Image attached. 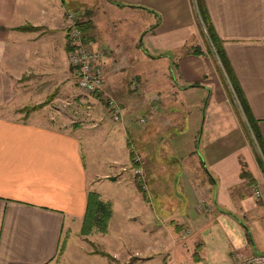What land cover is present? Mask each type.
<instances>
[{
    "label": "crops",
    "instance_id": "obj_1",
    "mask_svg": "<svg viewBox=\"0 0 264 264\" xmlns=\"http://www.w3.org/2000/svg\"><path fill=\"white\" fill-rule=\"evenodd\" d=\"M203 4L264 145V0ZM74 10L84 36L117 55L104 58V91L122 116L105 108L66 128L0 112V264H78L81 249L90 257L94 244L109 257L124 253L123 264H243V256L264 254V159L197 0H0V111L52 97L37 109L46 119L56 113L53 102L72 92L65 14ZM125 40L140 50L131 63ZM196 46L199 53L189 52ZM96 128L112 153L107 161L95 156L89 171L82 144L100 140ZM159 149L181 164L171 186L155 181L152 193L126 191L135 187L131 152L144 179ZM90 191L111 202L107 233L97 241V230L80 234Z\"/></svg>",
    "mask_w": 264,
    "mask_h": 264
},
{
    "label": "rangeland",
    "instance_id": "obj_2",
    "mask_svg": "<svg viewBox=\"0 0 264 264\" xmlns=\"http://www.w3.org/2000/svg\"><path fill=\"white\" fill-rule=\"evenodd\" d=\"M137 17L138 16H136L135 19H137ZM133 18H134L133 16H129V20L133 19ZM131 34L132 33H127V35H131ZM140 37H141V35H139L137 38L138 42L140 40ZM84 39H85V42L87 44H90L92 47H96L98 49L104 50L105 56L108 55L109 57L111 56V58H114V59L117 58V55H115L112 51L109 53V50H107L108 48L106 49L101 45H99L100 47L94 46L91 43V41H89L87 36L86 37L84 36ZM124 42L128 46H130V48L127 49V54H128V56L133 57V59H130V63H131L132 61H134V59H137L136 54L140 55V50L138 48H136V49L133 48L131 46L129 40H125ZM112 61L114 62V60H112ZM72 77H73L74 83H76L75 77L73 74H72ZM133 78L135 79L137 77L131 76V79H133ZM73 86H74V88H72V92L68 95H65V96H67L66 99H62V100H58L56 102H53V105H54L53 109L56 111V113L47 115L46 119H42L43 117L40 118L42 113L39 110H37L36 112L32 111V112L26 114V112H18L19 108L17 109V108H14L11 106V107H4L3 110H1L0 112L4 115H7V116H22L23 118H28L30 116V118L33 120L38 119V120H42L46 124H49V125L54 126V127H66V128H68V127L74 128L75 126L86 124L88 122L87 118H89L90 113L93 111H100L101 114L105 113V108L107 109V106H106V97H107L106 94L107 93L105 91L92 93V94L87 95V94H84L81 91H79L75 85H73ZM66 100H68V101H66ZM51 101H52V97H51V99L48 100L47 104H51L52 103ZM29 104H31V103H29ZM108 118H109V115H106L105 119H108ZM147 126L149 127V125H147ZM152 126L153 125H151V127ZM94 132H95V134L102 136L100 138V140L99 141H93V143L87 144V145L82 144L85 164L88 168L87 170H89V171H90V162L95 156H97L98 159H102L103 161H107L108 160L107 158H109L107 155V152L112 153V150H109L111 148V145H110L108 139L103 136L105 133L104 129L96 128V130H94ZM183 137L187 138V135L184 133ZM164 142H165L164 143V146H165L164 151L167 152L168 151V145H167L166 141H164ZM132 144H133L134 148H136L138 150V152H142V150L139 148L138 143L135 140H132ZM132 144L128 143V148H130V146H132ZM113 145H116V144H113ZM187 145H189V142L187 143ZM124 146L126 147V145H124ZM147 146L149 148H151L149 144ZM118 150H119V152H122L123 149L118 148ZM157 154L159 157L151 156V158H150V160L152 159L151 162L153 163V165H156V166L153 167V169L149 168L150 171L146 167L147 171H146V176L144 179L137 177L133 172V175H135V182H134L135 187L127 186L126 191L127 190L131 191V194H133L134 193L133 189H135V190L139 191L141 193V195H146V194H149L150 192L152 193L153 191L151 189L153 188V186H154L153 183L155 181L156 182L162 181L163 187L165 189H168L169 186H171V181H174L173 177H174L175 173L178 171V169L180 168L181 164L178 162H173V158H172L173 156L171 154H169V152L167 154H165L163 152V150L159 149ZM184 161H186V160L184 159ZM187 165H189V162H187ZM153 170H156V171H153ZM178 172L176 173V175H178ZM89 173H91V172H89ZM113 179H111V180H113ZM108 181H110V180L108 179ZM108 181L106 183L110 184ZM143 186H146V188H144ZM126 199H127V201H129L127 194L124 195L123 201H126ZM119 200H120V198H119ZM164 200L167 201L169 199H164ZM172 200L175 201V199H172ZM160 202H163V199L160 200ZM154 204L157 205L156 200H154ZM117 207H118V209H116V211H115L116 214L117 215L123 214L125 209L122 208L121 205H117ZM139 218L140 217L134 211V213H132L131 219H132V221L135 222V226L140 225ZM132 221H130V222L132 223ZM79 226H80V223L75 222L73 225L72 232L78 230ZM94 230H96V229H94ZM110 232H111V234H113L112 231H110ZM106 233H107V231L105 233H101V232L97 231L94 235L91 236V238H93L94 241H97L98 238L105 237L103 235H105ZM119 234H120V232H119ZM83 236H87V235H83ZM73 237L75 240V236H73ZM112 238H113V236H110V239H112ZM94 245L95 246H93V247L91 246V248L87 247L88 250H90L89 252H91L90 257L84 255L87 253L85 251V249H81L80 254L83 257L81 258V260L77 261L78 264H123V262H121L120 257L123 258L125 256L124 253H120L119 258L116 256H115L116 258L115 257H109L108 255H113L112 251L109 250L110 254H105V253H103V248H102L104 246L97 245V244H94ZM118 249H120V248L118 247ZM131 250H132V252L130 254L134 255L135 248L132 247L130 249V251ZM107 251H108V249H107ZM136 258H137L136 256L133 257V259H136ZM138 258H140V257H138Z\"/></svg>",
    "mask_w": 264,
    "mask_h": 264
},
{
    "label": "built area",
    "instance_id": "obj_3",
    "mask_svg": "<svg viewBox=\"0 0 264 264\" xmlns=\"http://www.w3.org/2000/svg\"><path fill=\"white\" fill-rule=\"evenodd\" d=\"M66 27H67V44H68V59L72 69V73L75 77L76 86L79 91L84 94H92L104 91L105 84V69L103 61L105 58V51L92 47L87 44L84 39L82 30L78 27L79 14L77 11H67L65 14ZM132 89H138V83L133 78L131 79ZM106 106L114 119H119L122 116V109L118 101L111 95L106 94ZM140 122H144L145 119H139ZM134 163L137 165L134 167V174L143 178V172L139 157H133ZM146 188V186H143ZM253 193L256 197L261 195V192L257 186H253ZM203 200L200 201L202 206ZM206 210L210 208L209 205L205 206ZM264 221V210H263ZM188 230H185V235L188 234ZM239 257V255H237ZM243 264H264V254L247 255L240 258Z\"/></svg>",
    "mask_w": 264,
    "mask_h": 264
},
{
    "label": "trees",
    "instance_id": "obj_4",
    "mask_svg": "<svg viewBox=\"0 0 264 264\" xmlns=\"http://www.w3.org/2000/svg\"><path fill=\"white\" fill-rule=\"evenodd\" d=\"M197 4L199 7V11L201 13V18L206 28L207 36L211 42V45L213 46L215 50L216 55L218 56L220 60V63L222 64L224 68V71L230 81V84L233 87L236 98L241 106V109L246 117V121L248 122L252 130V134L254 135L256 143L258 144V147L264 159V145L262 144L261 137L259 133L256 131L255 126L252 123L253 121H251L250 117L248 116L246 101L234 79V76L232 75L231 69L223 53L222 46L220 44L218 36L216 35L212 27V24L209 20V17L205 11L203 0H197ZM85 24H86L85 22H80V21H78V24H77L78 27L82 30L83 34H84ZM199 51H200V47L196 46L195 48L191 49V51L189 52L195 54V53H199ZM48 100L49 99L45 100L42 103H38V104L23 106L22 108L18 109V112H26V114H28L46 105L48 103ZM130 156L132 158V162L135 167L137 164L134 163L133 161L134 155L132 152ZM110 218H111V202L100 200L99 194L91 191L88 193V196H87V205H86L85 213L83 216L80 233L82 235H88L94 229H96L97 231L101 233H105L108 229Z\"/></svg>",
    "mask_w": 264,
    "mask_h": 264
}]
</instances>
